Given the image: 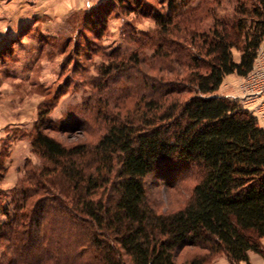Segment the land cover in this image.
<instances>
[{
  "label": "trees",
  "instance_id": "trees-1",
  "mask_svg": "<svg viewBox=\"0 0 264 264\" xmlns=\"http://www.w3.org/2000/svg\"><path fill=\"white\" fill-rule=\"evenodd\" d=\"M166 2L164 12L148 13L158 26V40L150 39L157 77L123 113L97 106L108 125L95 143L49 135L57 94L41 103L28 132L39 162L27 160L11 190L0 264H209L221 254L251 264V251L264 257V127L239 99L217 93L227 75L253 69L264 0H236L231 15L217 11L224 0ZM131 57L119 53L99 66L105 86ZM145 68L141 83L149 86ZM185 164L199 172L191 194L178 208L158 210L147 177ZM185 248L191 253L179 261Z\"/></svg>",
  "mask_w": 264,
  "mask_h": 264
},
{
  "label": "rangeland",
  "instance_id": "rangeland-1",
  "mask_svg": "<svg viewBox=\"0 0 264 264\" xmlns=\"http://www.w3.org/2000/svg\"><path fill=\"white\" fill-rule=\"evenodd\" d=\"M235 1L224 0L223 7H216L218 13L225 8L231 15ZM129 7L117 0H0V224L9 218L11 190L23 176L26 161L39 162L25 135L42 102L57 94L49 114L56 130H46L49 135L69 145L95 143L108 125L103 113L97 117V106L114 116L150 90L157 77L150 39L158 40V26L148 13L164 12L167 2L140 0ZM119 53H130L131 60L105 86L98 68ZM233 53L237 60L240 51L234 48ZM141 68L149 86L141 83ZM230 81L227 78L224 87ZM169 174L147 177L149 198L160 211L183 205L199 177L194 164ZM190 253L185 248L178 260Z\"/></svg>",
  "mask_w": 264,
  "mask_h": 264
},
{
  "label": "built area",
  "instance_id": "built-area-1",
  "mask_svg": "<svg viewBox=\"0 0 264 264\" xmlns=\"http://www.w3.org/2000/svg\"><path fill=\"white\" fill-rule=\"evenodd\" d=\"M240 102L258 119H264V45L258 50L253 69L242 80Z\"/></svg>",
  "mask_w": 264,
  "mask_h": 264
},
{
  "label": "crops",
  "instance_id": "crops-1",
  "mask_svg": "<svg viewBox=\"0 0 264 264\" xmlns=\"http://www.w3.org/2000/svg\"><path fill=\"white\" fill-rule=\"evenodd\" d=\"M239 58L237 60H239ZM227 78H229V80H231L232 82L230 81V85L224 87ZM242 80L243 77L238 76L236 74L227 75L225 81L223 82L217 93L219 95H224L230 98L239 99L241 97L240 96L241 91L239 85L241 84ZM259 122L260 125L264 127V119L263 121L259 120ZM25 137L29 140L28 132L26 133ZM262 242L264 244V239L262 240ZM249 255H250L251 264H264V257L261 254L251 251ZM209 264H232V263L230 262L226 254H221L218 257H216L214 260H212ZM239 264H247V263L245 261H241Z\"/></svg>",
  "mask_w": 264,
  "mask_h": 264
}]
</instances>
